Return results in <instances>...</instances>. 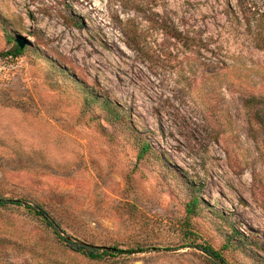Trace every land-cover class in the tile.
I'll use <instances>...</instances> for the list:
<instances>
[{"label":"rangeland","instance_id":"374dc122","mask_svg":"<svg viewBox=\"0 0 264 264\" xmlns=\"http://www.w3.org/2000/svg\"><path fill=\"white\" fill-rule=\"evenodd\" d=\"M127 124L157 153L140 159ZM0 198L140 250L92 260L8 203L0 264H214L188 231L264 264V0H0Z\"/></svg>","mask_w":264,"mask_h":264},{"label":"trees","instance_id":"16d2710c","mask_svg":"<svg viewBox=\"0 0 264 264\" xmlns=\"http://www.w3.org/2000/svg\"><path fill=\"white\" fill-rule=\"evenodd\" d=\"M24 48H21L20 46L16 45L13 50L7 51L5 53H1V56H12V57H19L21 54H23ZM60 69V67H59ZM63 72L64 70L61 69ZM76 83L80 85V87L83 89L85 93V102L89 105H97L100 108L104 109L106 113L109 115V119L112 121H115L117 123H124L125 114L120 111L119 107L114 104L109 98H103L99 93L88 90L85 86H83L81 83H79L76 80ZM127 128L133 133L134 139L136 141V146L139 148V158H145L148 155L156 154V150L154 149V145L145 137L140 136V134H137L136 131H134V128L127 124ZM8 203H14L19 206H23L27 211L31 214H34L36 217H38L41 221H43L48 227H50L53 232L57 235V237L72 251L78 252L87 258H90L92 260H99L104 258L107 255H114L118 253H136L140 250L137 249H130V250H124L120 249L116 246H109L110 249H101L94 247L93 244H89L86 242H83L79 239H75L71 236H69L64 229L62 228L61 223L41 204L39 203H26L22 200H13V199H2L0 198V205H6ZM198 205V198L195 197L192 201L187 203V212L189 214H193L196 212ZM192 235H196L193 233V231H188L186 234V239H188L185 247H194L199 250H201L205 255H207V258L210 259L214 264H230L224 254L221 252V250L215 248L210 243H196L195 240L192 239Z\"/></svg>","mask_w":264,"mask_h":264},{"label":"water","instance_id":"95a60500","mask_svg":"<svg viewBox=\"0 0 264 264\" xmlns=\"http://www.w3.org/2000/svg\"><path fill=\"white\" fill-rule=\"evenodd\" d=\"M16 45L20 46L21 48H24L26 45V39L24 37H17L15 39ZM94 247L101 248V249H110L111 247L109 246H98V245H93Z\"/></svg>","mask_w":264,"mask_h":264}]
</instances>
